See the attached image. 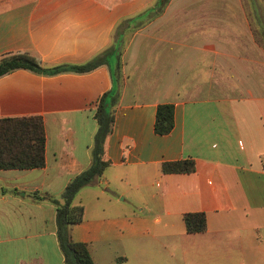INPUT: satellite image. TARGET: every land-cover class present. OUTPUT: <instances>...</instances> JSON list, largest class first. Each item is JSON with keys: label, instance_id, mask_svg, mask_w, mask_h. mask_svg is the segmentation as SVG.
I'll return each mask as SVG.
<instances>
[{"label": "crops", "instance_id": "1", "mask_svg": "<svg viewBox=\"0 0 264 264\" xmlns=\"http://www.w3.org/2000/svg\"><path fill=\"white\" fill-rule=\"evenodd\" d=\"M263 6L0 0V56L80 66L110 48L83 72L0 77V118L39 116L46 136L42 169L0 170V264H73L51 200L90 167L94 115L111 90L109 164L74 198L83 220L71 240L94 264H264ZM161 104L174 107L165 136L153 129ZM186 159L193 174L161 172ZM188 213L205 215L204 233L185 232Z\"/></svg>", "mask_w": 264, "mask_h": 264}, {"label": "trees", "instance_id": "2", "mask_svg": "<svg viewBox=\"0 0 264 264\" xmlns=\"http://www.w3.org/2000/svg\"><path fill=\"white\" fill-rule=\"evenodd\" d=\"M170 0H156L157 12L160 13ZM255 4L256 0H250ZM110 49L96 55L90 62L80 66H58L47 68L33 55L8 53L0 56V77L16 70H26L38 75H50L62 71L83 72L105 62ZM114 91L104 94L98 102L94 115L98 130L93 139V158L90 167L71 180L61 194V201L52 199L56 207V223L58 227L59 246L65 256L69 255L73 264H94L86 245L75 243L70 238V229L83 220V207L73 205L78 192L100 178L108 162L101 158L103 142L111 130L113 121L111 106ZM172 104H161L156 109L154 133L159 136L168 135L173 129ZM46 136L43 120L39 116L18 118H0V170H39L45 166ZM163 174H193L195 162L191 159L163 163ZM183 223L187 234H202L206 230L203 213L183 215Z\"/></svg>", "mask_w": 264, "mask_h": 264}, {"label": "rangeland", "instance_id": "3", "mask_svg": "<svg viewBox=\"0 0 264 264\" xmlns=\"http://www.w3.org/2000/svg\"><path fill=\"white\" fill-rule=\"evenodd\" d=\"M171 1V0H170ZM240 1H243V2H250V0H240ZM256 3H261L262 5H264V0H256ZM264 7V6H263ZM261 17H262V19H264V9H262L261 10ZM114 38H115V36H113V39H112V41H114ZM110 49V48H109ZM108 63L111 65V67L113 68V69H115V59L114 58H108ZM121 256L122 255H118L117 256V260H119L118 258H121ZM110 264H115L114 262H113V259H112V261L110 262Z\"/></svg>", "mask_w": 264, "mask_h": 264}]
</instances>
